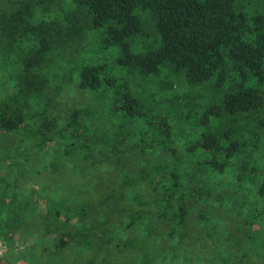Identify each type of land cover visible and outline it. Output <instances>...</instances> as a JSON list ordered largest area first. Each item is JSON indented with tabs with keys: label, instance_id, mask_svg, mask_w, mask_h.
I'll return each instance as SVG.
<instances>
[{
	"label": "trees",
	"instance_id": "1",
	"mask_svg": "<svg viewBox=\"0 0 264 264\" xmlns=\"http://www.w3.org/2000/svg\"><path fill=\"white\" fill-rule=\"evenodd\" d=\"M0 68V264H109L127 230L145 261L264 264V0H0ZM60 138L79 192L23 186Z\"/></svg>",
	"mask_w": 264,
	"mask_h": 264
},
{
	"label": "rangeland",
	"instance_id": "2",
	"mask_svg": "<svg viewBox=\"0 0 264 264\" xmlns=\"http://www.w3.org/2000/svg\"><path fill=\"white\" fill-rule=\"evenodd\" d=\"M15 60L16 59H11V64L9 63L10 65H8V66L13 67ZM1 67H5V66L1 65ZM10 85H11V81L7 80L6 73L0 68V97H2L3 95H5L8 92ZM69 98L72 99L70 92H67L64 89L60 95V100L62 101V103L56 105L57 110L59 112L58 114H59V120H60V124H61L60 126H62V124L65 123L64 117L66 119V115L68 113V110H67L68 107H67L66 100ZM78 102L81 103L82 100H78ZM66 142H67L66 140H63L61 138L57 139L53 145L50 144V146L48 147L49 151H48V154L45 155V159L41 155L37 162H36V160H32V162L30 164L25 163L26 166H25L24 171L26 172V176L23 178H20L19 182H21L22 181L21 179H23L24 183H26L23 186H27V188H32V191L38 192L41 195L43 194V195L56 197V198H57V196H59L58 198H60V196H66L69 193L70 194L72 193L74 195L77 194L79 191L76 189H73V187H74V185L80 184L83 181L81 178H82V173L84 172V170L81 166L79 167V162H78L76 156L71 155V154H63L65 149H66ZM22 143H23V147L21 144H18V143L16 145H18V147L20 146V148L21 147L27 148V150H30V149L34 150L33 148H29L27 142L24 141ZM1 144H3V143H1ZM60 152H62V155L60 154ZM0 156H2V155H0ZM22 159L26 160V156H24L23 154H22ZM45 161L48 163H46V165H45L46 168L43 171L42 170L43 169L42 164H44ZM50 162L55 163V165H57L58 167L55 169H51L49 167V164H51ZM0 164H3V162H1ZM3 166H4V164H3ZM18 169L20 170V167H17V170ZM22 169H24V168H22ZM14 170H15V168H14ZM36 170H42V173L40 175H36ZM6 171L7 170H4V167H1L0 174L2 175L4 173H6ZM9 172H10V174H12V172H14V171H13V169H11ZM66 174L68 175L69 185H71V187H72L71 189L66 185V181H64V177L66 178ZM79 174H80L81 180L78 179ZM10 179L13 181L15 180V178L13 176ZM121 237H122V240H124V241L128 240L130 245L127 247H123V245L120 242L116 251L119 252L120 250H122L123 251V254H121L122 257H120V255L118 253L116 255L117 257L113 256L112 262L109 264H161L160 258L157 260H155V259L151 260L152 258H147V260L145 261V257H143L141 255L142 254L141 251L139 252L137 250V248L136 249L134 248V242H135L134 240H140L142 237V233L137 232V231L131 232L130 230H127V231L122 232ZM143 250L145 252L146 249L143 248ZM103 251L104 250H102L101 252L98 253L99 256H97L96 263H94V264H102L101 260L103 257L102 255H104ZM30 253H31V251H29L27 254H30ZM71 254L72 255H68L65 257L66 261L71 262L74 259V260H78L79 264H83L84 252L82 249L78 250V251L77 250L72 251ZM209 254L211 255V253H209L207 251L195 253L193 255L192 259H189V258L187 259V264H209L207 262L210 260ZM24 255H26V254H21L20 256H18L17 262H15V264H24V262H25L24 261V258H25ZM37 255H38V257H40L39 254H37ZM188 257H189V255H188ZM59 258L60 257H49V256L41 257V259L46 260L48 262H51L52 260L56 261L57 259L59 260ZM116 258H117V260H116ZM177 259L180 260L181 258L177 257ZM185 259H186V257H185ZM197 259H199L200 262H198ZM48 262H45L44 264H51Z\"/></svg>",
	"mask_w": 264,
	"mask_h": 264
}]
</instances>
